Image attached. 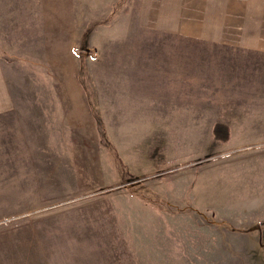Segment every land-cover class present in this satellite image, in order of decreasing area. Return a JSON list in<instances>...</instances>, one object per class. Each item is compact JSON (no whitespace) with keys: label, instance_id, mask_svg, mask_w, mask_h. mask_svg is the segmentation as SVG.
I'll use <instances>...</instances> for the list:
<instances>
[{"label":"rangeland","instance_id":"1","mask_svg":"<svg viewBox=\"0 0 264 264\" xmlns=\"http://www.w3.org/2000/svg\"><path fill=\"white\" fill-rule=\"evenodd\" d=\"M0 264H264V0H0Z\"/></svg>","mask_w":264,"mask_h":264},{"label":"crops","instance_id":"2","mask_svg":"<svg viewBox=\"0 0 264 264\" xmlns=\"http://www.w3.org/2000/svg\"><path fill=\"white\" fill-rule=\"evenodd\" d=\"M9 96L2 84L0 75V112L6 111L10 106Z\"/></svg>","mask_w":264,"mask_h":264}]
</instances>
